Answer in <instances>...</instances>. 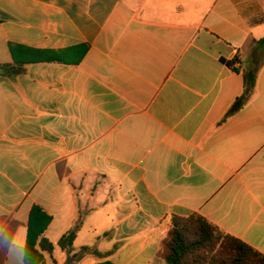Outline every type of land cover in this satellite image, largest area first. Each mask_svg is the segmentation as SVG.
<instances>
[{"label": "crops", "instance_id": "crops-1", "mask_svg": "<svg viewBox=\"0 0 264 264\" xmlns=\"http://www.w3.org/2000/svg\"><path fill=\"white\" fill-rule=\"evenodd\" d=\"M263 38L264 0H0V264L34 206L44 264L79 223L76 264H167L194 213L264 254V65L227 116Z\"/></svg>", "mask_w": 264, "mask_h": 264}, {"label": "trees", "instance_id": "trees-1", "mask_svg": "<svg viewBox=\"0 0 264 264\" xmlns=\"http://www.w3.org/2000/svg\"><path fill=\"white\" fill-rule=\"evenodd\" d=\"M251 57L252 66L244 72V93L227 116L242 109L253 94L258 72L264 65V38L254 42ZM25 71L24 64H0V76L14 78ZM50 221L51 217L41 208L33 207L29 217L23 264H44L43 253L53 254L55 245L42 237ZM80 229L81 223L58 241V246L68 255L66 264H76L88 254L102 255L91 247H83L75 252L74 243ZM159 256L167 264H264V254L226 234L197 213L172 218Z\"/></svg>", "mask_w": 264, "mask_h": 264}, {"label": "rangeland", "instance_id": "rangeland-1", "mask_svg": "<svg viewBox=\"0 0 264 264\" xmlns=\"http://www.w3.org/2000/svg\"><path fill=\"white\" fill-rule=\"evenodd\" d=\"M49 263L52 264L51 261H49Z\"/></svg>", "mask_w": 264, "mask_h": 264}]
</instances>
